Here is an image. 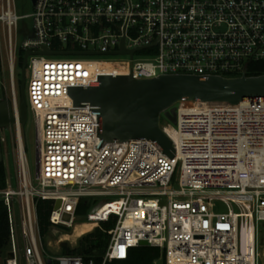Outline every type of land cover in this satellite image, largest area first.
<instances>
[{
	"label": "built area",
	"instance_id": "built-area-1",
	"mask_svg": "<svg viewBox=\"0 0 264 264\" xmlns=\"http://www.w3.org/2000/svg\"><path fill=\"white\" fill-rule=\"evenodd\" d=\"M30 2L31 13L19 15L13 0H0L8 62L4 91L17 118L14 62L18 54L22 64L29 51L26 102L36 142L32 179L15 124L19 187L0 190L10 224L6 264H95L77 254L49 255L39 231L38 201L51 202V226L71 228L82 199L92 201L85 216L92 229L116 217L106 231L101 264L125 260L140 246L158 248L162 264H259L264 101L175 104V122L162 113L168 122L160 123L174 149L170 159L146 138L103 141L96 148L97 114L89 104L73 106L66 89L89 86L100 76L130 75V68L135 79L248 76L249 63L264 61V0ZM122 39L132 55L119 53ZM157 68L170 73L155 75ZM13 196L20 208V245Z\"/></svg>",
	"mask_w": 264,
	"mask_h": 264
},
{
	"label": "water",
	"instance_id": "water-1",
	"mask_svg": "<svg viewBox=\"0 0 264 264\" xmlns=\"http://www.w3.org/2000/svg\"><path fill=\"white\" fill-rule=\"evenodd\" d=\"M121 40L119 53L129 55ZM45 54H49L47 50ZM29 51H25L21 64L20 94L17 101L18 117L13 114V103L0 100V129L24 126L27 122L25 98V66ZM66 94L73 106L89 104L96 113V136L103 141H129L146 138L154 142L170 159L174 149L168 136L160 128L161 114L175 122L174 105L180 102H222L238 105L242 101H264V75L225 78L219 76L164 75L153 79H135L131 75L100 76L89 86H67ZM2 151L0 144V163ZM56 201L54 207L59 205ZM146 245L145 241L140 242ZM9 258L13 253L7 254ZM3 264H6L5 259Z\"/></svg>",
	"mask_w": 264,
	"mask_h": 264
},
{
	"label": "rangeland",
	"instance_id": "rangeland-1",
	"mask_svg": "<svg viewBox=\"0 0 264 264\" xmlns=\"http://www.w3.org/2000/svg\"><path fill=\"white\" fill-rule=\"evenodd\" d=\"M16 12L19 15H28L32 11V6L30 0H13ZM25 24L30 28L31 27V19H26ZM21 36L19 35L17 37V42H21ZM114 66V65H113ZM112 70L118 71L116 67H112ZM169 74L170 71H165L161 68L155 69V75L160 74ZM14 75H15V90H16V97L19 98L20 94V76H21V60L18 56V54L15 57L14 62ZM158 77V76H157ZM0 100L2 97H6L4 86L8 88V62H7V55H6V46L4 42V38L0 34ZM28 79V74L25 75V98L26 97V82ZM19 100V99H18ZM27 122L24 126L19 125L20 135L21 139L24 145L25 149V156H26V162H27V168L30 177L33 179L35 175L36 170V142H35V130H34V124H33V114L31 110L28 108L27 104ZM168 122L162 115L160 118V123L165 124ZM16 129L15 127H7L0 129V144H1V151H2V161L0 165H2L4 174H5V190H11L16 192L18 190V182L16 179V162H17V138H16ZM88 203V211L92 208V201L90 199ZM98 201V200H97ZM216 208L219 210H224V205L217 203ZM11 210H12V217H13V225H14V237L16 240V243L18 245L21 244L20 241V208L18 204V198L16 196L12 197V204H11ZM86 220L85 217L80 216L77 219V223H85L80 222ZM74 224V225H76ZM74 225L71 228H65L62 226H50L49 229L46 231L45 235H41L42 243L44 245V248L46 250V253L49 255H58L62 253L63 250V243H66V245L72 249L77 246L78 240L80 237L76 239L74 243H72L69 240H61V235L63 233L72 234ZM93 230V229H92ZM86 231L84 234L92 231ZM258 246H259V264H264V223H261L259 226L258 231ZM9 248V247H8ZM8 248L0 253V264H3V260L6 257V252L8 251ZM43 256V254H42ZM43 260L44 256H43ZM159 261H156V264H159ZM21 264V263H20ZM24 264V263H22Z\"/></svg>",
	"mask_w": 264,
	"mask_h": 264
},
{
	"label": "trees",
	"instance_id": "trees-1",
	"mask_svg": "<svg viewBox=\"0 0 264 264\" xmlns=\"http://www.w3.org/2000/svg\"><path fill=\"white\" fill-rule=\"evenodd\" d=\"M21 60V59H20ZM248 76L264 75V61L251 62L247 67ZM5 188V174L2 165H0V190ZM88 199H82L79 202L77 215L78 217L86 216L88 210ZM52 204L49 201H38L36 205V213L38 218L39 231L41 235H45L46 231L51 226L48 217ZM116 221L115 216H111L107 221L100 222L99 227L94 228L92 231L82 235L94 226V223H78L74 225L73 233H63L61 240H69L72 243L78 237L77 246L70 249L66 243H63L62 254H77L84 257L85 260L93 258L95 264H101L102 254L104 253L110 236L107 230L111 229ZM80 222H86L85 220ZM10 244V224L8 220L7 207L0 199V253L5 251ZM160 259V251L158 248L149 246H140L132 248L125 260H113L106 264H156ZM162 261L160 260V263Z\"/></svg>",
	"mask_w": 264,
	"mask_h": 264
},
{
	"label": "bare ground",
	"instance_id": "bare-ground-1",
	"mask_svg": "<svg viewBox=\"0 0 264 264\" xmlns=\"http://www.w3.org/2000/svg\"><path fill=\"white\" fill-rule=\"evenodd\" d=\"M118 71H120L119 69H118ZM18 140H19V142H21V145H22V141H21V136H20V131H18ZM89 224V223H88ZM91 224V223H90ZM94 226H95V224H94ZM93 226V227H94ZM93 227H91V229L93 228ZM90 229V230H91ZM89 231V230H88ZM82 235H84V233L82 234Z\"/></svg>",
	"mask_w": 264,
	"mask_h": 264
},
{
	"label": "flooded vegetation",
	"instance_id": "flooded-vegetation-1",
	"mask_svg": "<svg viewBox=\"0 0 264 264\" xmlns=\"http://www.w3.org/2000/svg\"><path fill=\"white\" fill-rule=\"evenodd\" d=\"M2 99H6L5 97H2ZM16 99L18 100L19 98L16 97Z\"/></svg>",
	"mask_w": 264,
	"mask_h": 264
}]
</instances>
